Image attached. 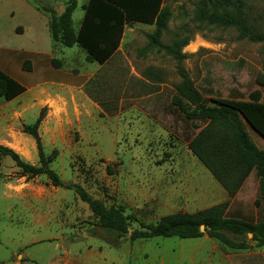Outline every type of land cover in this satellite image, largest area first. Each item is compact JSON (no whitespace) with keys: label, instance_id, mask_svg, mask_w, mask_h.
<instances>
[{"label":"rangeland","instance_id":"rangeland-1","mask_svg":"<svg viewBox=\"0 0 264 264\" xmlns=\"http://www.w3.org/2000/svg\"><path fill=\"white\" fill-rule=\"evenodd\" d=\"M216 1L164 0L171 18L161 41L189 37L183 61L150 46L156 26L133 24L104 65L90 63L77 45L53 42L46 25H31L18 0L0 1V70L28 89L11 102L0 98V146L41 168L36 140L23 129L43 114L39 135L49 169L120 211L127 226L126 233L103 228L74 190L54 187L45 174L30 178L0 154V263L264 264V246L252 235L247 250L226 248L208 235L131 240L163 217L227 201L256 223L263 219L256 175L230 198L189 149L187 138L207 124L174 110L183 71L204 99L249 101L258 91L264 102V43L196 21L197 8ZM245 2L264 32V0ZM248 131L264 150V141Z\"/></svg>","mask_w":264,"mask_h":264},{"label":"trees","instance_id":"trees-1","mask_svg":"<svg viewBox=\"0 0 264 264\" xmlns=\"http://www.w3.org/2000/svg\"><path fill=\"white\" fill-rule=\"evenodd\" d=\"M246 7L245 0L205 3L197 8L196 21L200 25L233 28L241 39L264 43V32L251 20ZM75 9L76 3L72 2L60 16L52 12L50 31L55 43L65 47L77 45L86 52L90 63L104 65L109 62L118 52L126 26L134 23L156 26L155 32L149 36L151 47L165 50L180 62L186 58L182 49L189 45V37L178 34L171 45H164L161 41L171 18L170 10L164 7V0H90L78 31L72 23ZM25 68L30 69L29 66ZM182 74L184 80L178 85L180 96L173 99L179 109L174 110L179 115L184 114L186 121L200 119L207 124L194 137L187 138L191 153L210 171L230 198L236 196L250 173L255 171L260 182L263 219L256 223L253 218L233 211L230 201H227L194 214L179 213L163 217L156 225L135 231L131 240L172 237L198 239L208 235L226 248L247 250L249 235H252L253 241L263 247L264 151L256 146L248 133V129H251L264 139L262 94L258 91L252 93L249 101L235 98L204 99L184 71ZM259 80L264 85V79ZM26 91L25 86L0 70V98L11 102ZM183 100L188 104L185 105ZM43 120L42 114L33 125L23 129L25 134L36 140L41 168L26 163L12 149L0 146V154L10 156L30 178L45 174L54 187L74 190L90 206L103 228L126 233V219L120 211L108 209L100 201L92 199L82 186L62 181L49 169L39 135ZM201 227L205 228L204 233Z\"/></svg>","mask_w":264,"mask_h":264},{"label":"crops","instance_id":"crops-1","mask_svg":"<svg viewBox=\"0 0 264 264\" xmlns=\"http://www.w3.org/2000/svg\"><path fill=\"white\" fill-rule=\"evenodd\" d=\"M89 1L90 0H18V3L21 5V6L19 5L20 9H22L25 12L27 20L30 21V23H32L31 25H42V26L46 25L48 27L49 33H50V35L52 37L51 31H50V21H51L52 12H54L58 16H60V15H62L65 12L66 7L70 3L75 2L76 3V9L74 10V12L72 14V23H73L74 29L76 31H78L80 29L81 25H82L83 20H84V17H85V14H86L85 7L89 4ZM38 2H40L41 4H38ZM58 3L62 4V6L59 9L60 10L59 13L57 12L58 8H56ZM78 10L80 11V15L78 16V19H75V14H76V12ZM134 24H139V23H134ZM142 25H145V24H142ZM127 27H129V26L127 25L126 29H127ZM20 30L22 32H24V28L23 29L20 28ZM26 31H27V28H26ZM53 42H54V40H53ZM39 55H41V54H37L36 56H39ZM26 72L31 73L30 71H26ZM262 140L264 141V139H262ZM260 143L263 144V146H264V142H262L260 140ZM256 146H257V144H256ZM259 149L264 151L261 148H259ZM254 175H256V173H255V171H252L250 173V175L248 176V178L246 179L245 183L243 184L242 188L245 185H249L251 183L250 180L254 177ZM256 177H257V175H256ZM257 179H258V184H259L260 183L259 182V178L257 177ZM3 188H4V191H5L4 194H6V183L4 184Z\"/></svg>","mask_w":264,"mask_h":264},{"label":"water","instance_id":"water-1","mask_svg":"<svg viewBox=\"0 0 264 264\" xmlns=\"http://www.w3.org/2000/svg\"><path fill=\"white\" fill-rule=\"evenodd\" d=\"M201 232L204 233L205 232V228L201 227ZM251 237V235H249Z\"/></svg>","mask_w":264,"mask_h":264},{"label":"bare ground","instance_id":"bare-ground-1","mask_svg":"<svg viewBox=\"0 0 264 264\" xmlns=\"http://www.w3.org/2000/svg\"><path fill=\"white\" fill-rule=\"evenodd\" d=\"M192 45H193V44H192ZM192 45H191V46H192ZM197 47H198V46H197ZM192 48H193V47H192ZM192 48H190V49H192ZM193 49H194V48H193ZM197 49H198V48H197ZM195 51H196V50H195ZM18 149H19V150H22L21 148H18ZM28 156H29V155H28Z\"/></svg>","mask_w":264,"mask_h":264}]
</instances>
